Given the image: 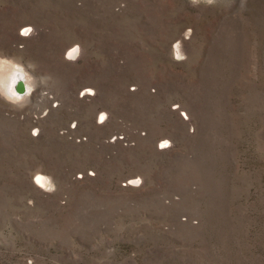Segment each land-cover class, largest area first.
I'll use <instances>...</instances> for the list:
<instances>
[{
    "label": "rangeland",
    "instance_id": "374dc122",
    "mask_svg": "<svg viewBox=\"0 0 264 264\" xmlns=\"http://www.w3.org/2000/svg\"><path fill=\"white\" fill-rule=\"evenodd\" d=\"M0 56V264H264V0H0Z\"/></svg>",
    "mask_w": 264,
    "mask_h": 264
},
{
    "label": "bare ground",
    "instance_id": "6f19581e",
    "mask_svg": "<svg viewBox=\"0 0 264 264\" xmlns=\"http://www.w3.org/2000/svg\"><path fill=\"white\" fill-rule=\"evenodd\" d=\"M26 29H30V27H24L21 29V34L23 36L30 35V31L25 32ZM179 45L180 43L176 45V54H180ZM73 49H76V51L73 52ZM69 53H72L71 57H69ZM76 53L77 48L74 47L68 50L67 56L69 58H74ZM24 69L25 68H23L17 60L0 56V96L6 101L11 102L14 99H21L20 101L28 100L29 95L31 93V89L34 88V81L32 79V76L28 75ZM18 84H20L21 86L23 85L25 89L24 93H21L23 87L20 91H18ZM88 91L90 90L85 88L82 89V92L84 94L88 93ZM104 115V113H100L98 119L100 121H103ZM101 116H103V119H101ZM158 143L161 144V146L168 145V141L166 139L159 141ZM38 178H40L39 182ZM139 180V178H131L127 180L128 182H126V185L137 186L138 183H136V181ZM34 184L36 185V187H39L44 190H48L52 186L51 180L43 174L36 175Z\"/></svg>",
    "mask_w": 264,
    "mask_h": 264
},
{
    "label": "snow or ice",
    "instance_id": "6c2138e0",
    "mask_svg": "<svg viewBox=\"0 0 264 264\" xmlns=\"http://www.w3.org/2000/svg\"><path fill=\"white\" fill-rule=\"evenodd\" d=\"M27 31H30V29L25 30V32H27ZM75 51H76V49H73V52H75ZM71 56H72V53H69V57H71ZM101 119H103V116H101ZM39 180H40V178H38V182H39ZM136 183H139V181H136Z\"/></svg>",
    "mask_w": 264,
    "mask_h": 264
},
{
    "label": "water",
    "instance_id": "95a60500",
    "mask_svg": "<svg viewBox=\"0 0 264 264\" xmlns=\"http://www.w3.org/2000/svg\"><path fill=\"white\" fill-rule=\"evenodd\" d=\"M17 89H18V91L21 90V85L20 84L17 85Z\"/></svg>",
    "mask_w": 264,
    "mask_h": 264
},
{
    "label": "built area",
    "instance_id": "2783aa9c",
    "mask_svg": "<svg viewBox=\"0 0 264 264\" xmlns=\"http://www.w3.org/2000/svg\"><path fill=\"white\" fill-rule=\"evenodd\" d=\"M98 123V122H97ZM99 124V123H98ZM101 124V123H100ZM75 124H72V126L70 127V129H73L75 126ZM160 146V145H159Z\"/></svg>",
    "mask_w": 264,
    "mask_h": 264
}]
</instances>
